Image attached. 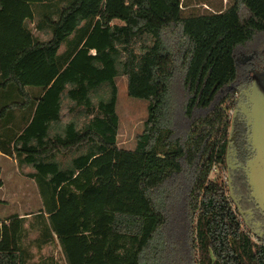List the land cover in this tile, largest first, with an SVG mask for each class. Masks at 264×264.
Listing matches in <instances>:
<instances>
[{"label":"trees","instance_id":"1","mask_svg":"<svg viewBox=\"0 0 264 264\" xmlns=\"http://www.w3.org/2000/svg\"><path fill=\"white\" fill-rule=\"evenodd\" d=\"M25 1L0 0V96L25 101L0 107V148L35 169L42 241L57 238L66 264H264V242L211 177L225 167L236 54L264 33V0ZM120 75L148 102L134 150L117 142ZM104 84L111 98L95 105ZM65 94L88 123L51 138ZM66 151L80 154L62 167ZM25 224L0 220V264H26Z\"/></svg>","mask_w":264,"mask_h":264},{"label":"rangeland","instance_id":"2","mask_svg":"<svg viewBox=\"0 0 264 264\" xmlns=\"http://www.w3.org/2000/svg\"><path fill=\"white\" fill-rule=\"evenodd\" d=\"M223 1H225L224 3H227L229 0H213V3L216 5H220L224 4ZM204 7L202 6L200 8L201 11L205 10ZM114 23L120 25L123 24L120 21H115ZM136 49L139 52V45H136ZM253 52H257L258 55H260V63L264 64V33L256 36V38L250 44H247L240 48L238 54L239 61L242 62ZM116 83L118 86L117 114L120 118V126L117 137L118 146L122 149L134 150L137 145L138 136L142 134L144 130V124L148 118V102L131 98L129 96L128 79L126 76H118L116 78ZM96 91H93L92 93V98L95 105H98L99 101L110 100L111 88L108 84L102 85L100 89L97 88ZM8 94L9 92L4 94L0 91V95L2 96H7ZM2 96H0V107L4 106L5 102L10 103L13 100H17L12 97V99H4L5 96L4 98H2ZM64 98L65 102L63 107V121L61 126H59V129L63 130V132L65 127H63L62 125L72 119L77 120L81 125L86 122L85 118L79 115V113L77 112L78 109H75L73 113L70 111V108L73 104H71L70 100L67 98V94L64 95ZM17 101L22 102V97L21 100ZM232 115L230 116L231 119ZM181 125H184V127L179 128V130L177 131L178 135L180 136L185 135V132L188 129V122L184 121V123L182 122ZM78 153L80 152H65L64 154H61L59 156V161L64 167H67L68 165H70L71 160L78 155ZM8 166L11 171L18 170V167L13 160H10V162H8ZM216 167L217 170L212 173V178H219L221 181L223 180L224 182H227L225 172L221 170L219 166ZM20 169V174L23 175V177L21 178L18 174H16L13 179H9L8 175H5V187L3 191L0 192V199L3 200V202H0V219L7 220L16 214L27 217L26 228L28 229V232L26 235L25 244L31 252L36 253L35 261H38L39 257L42 256L52 257L56 264H66L58 240L55 239V241H53V243L41 253H38L36 248L33 246L34 240L41 235L40 228L37 225V222L39 220L36 219V215H38L39 212L44 209V207L36 183L28 177L27 173L23 172L22 167H20ZM18 186H22L23 189L18 188ZM35 227H37V229ZM253 238L255 239V241H257L254 236Z\"/></svg>","mask_w":264,"mask_h":264},{"label":"flooded vegetation","instance_id":"3","mask_svg":"<svg viewBox=\"0 0 264 264\" xmlns=\"http://www.w3.org/2000/svg\"><path fill=\"white\" fill-rule=\"evenodd\" d=\"M239 51L236 59L240 76L229 89L235 108L231 119L225 167L221 170L226 175L227 194L234 210L251 235L264 242V215L251 197V187L243 170L255 155L249 140L251 127L248 123L254 111H259L264 102V64L260 63V55L257 52L251 53L240 62Z\"/></svg>","mask_w":264,"mask_h":264},{"label":"crops","instance_id":"4","mask_svg":"<svg viewBox=\"0 0 264 264\" xmlns=\"http://www.w3.org/2000/svg\"><path fill=\"white\" fill-rule=\"evenodd\" d=\"M25 2H27V3H34V4H40V3H42V2H40V1H38V0H31V1H25ZM46 1H43V3H45ZM51 2H55V1H51ZM36 18H38L37 16H36ZM30 29H31V31H32V33H33V35L36 37V38H38L39 40H41V41H46V40H49L50 39V34H46V33H44V32H39L36 28H35V25L34 24H30ZM64 51V47H62L61 49H60V52H63ZM31 93H33V92H35V91H30ZM64 102H65V98H64V96H63V107H64ZM71 102V101H70ZM71 104H73L72 102H71ZM74 104L72 105V107L70 108V111L73 113L74 112ZM77 111V110H76ZM78 112V111H77ZM23 113H24V111L23 110H21V109H19V110H17V111H15V113H13V116H14V118L19 122V121H21V119H22V117H23ZM79 113V112H78ZM62 119L59 121V122H57V123H53V125H52V127H51V130H50V132H49V136L51 137V138H53V137H55L56 135H60V134H62L63 133V130H61V129H59V126H61V124H62V121H63V109H62ZM80 115V114H79ZM32 117V116H31ZM32 119V118H31ZM75 120V119H74ZM70 121H73V119L72 120H70ZM70 121H68V122H66V123H64V125H62L63 127H65L66 126V124L67 123H69ZM86 121V122H85ZM85 123H88V119L87 118H85ZM10 127H9V125H8V129H9ZM14 131H15V133L18 135V134H20L21 133V130H19V128L17 129V128H14L13 129ZM66 152H70V151H66ZM73 152V151H72ZM76 152V151H75ZM65 152H61V153H58L57 154V156H56V160H57V162H59L60 164H61V166L62 167H64L63 165H62V163L59 161V156L61 155V154H64ZM78 154H80V153H78ZM78 156V155H77ZM76 157V156H75ZM10 160H13L14 161V163L17 165V167H18V170H15V171H11L10 170V168H9V166H8V162H10ZM72 161V160H71ZM20 167H22L23 168V172H25V173H27V175H28V177L30 178V179H32L34 182H35V180L33 179V177H32V175L35 173V169L32 167V166H30V165H27V164H19V162H18V160H16V158H15V156L14 157H10L9 155H7L6 153H4L3 152V150H1V148H0V169H1V178H2V180H3V186H2V188L0 189V192H2L3 191V189H4V187H5V175H8V178L9 179H13L14 178V176L16 175V174H18L19 175V177L21 178V177H23V175L22 174H20L21 173V169H20ZM36 183V182H35ZM37 185V184H36ZM38 187V186H37ZM18 188H20V189H23V187L21 186H18ZM0 202H3V200L2 199H0ZM17 215V214H16ZM18 216H20V215H18ZM27 216H29V215H27ZM21 217H24V216H21ZM24 218H26V221H27V217H24ZM1 221H3V222H6L7 220H3V219H0ZM25 227H26V224H25ZM36 229H37V227H35ZM38 233H39V231H38ZM25 239H26V237H25ZM25 239H24V244H25ZM56 240H57V238H56ZM53 241H55V240H53ZM53 241L51 240V242H49V243H47V244H45L43 241H42V239L40 238V236H38L35 240H34V247L36 248V250H37V252L38 253H41L42 251H44L49 245H51L52 243H53ZM25 246H26V244H25ZM26 248H27V250H28V253H27V256H26V259H27V262H26V264H43V263H45V262H48L49 264H56L55 263V261H54V259L52 258V257H42V256H40L39 257V260L38 261H35V257H36V253H33V252H31L29 249H28V247L26 246Z\"/></svg>","mask_w":264,"mask_h":264},{"label":"water","instance_id":"5","mask_svg":"<svg viewBox=\"0 0 264 264\" xmlns=\"http://www.w3.org/2000/svg\"><path fill=\"white\" fill-rule=\"evenodd\" d=\"M248 125L251 127L249 140L255 155L243 170L251 187V197L264 215V102L262 108L259 111L255 110L249 118Z\"/></svg>","mask_w":264,"mask_h":264},{"label":"built area","instance_id":"6","mask_svg":"<svg viewBox=\"0 0 264 264\" xmlns=\"http://www.w3.org/2000/svg\"><path fill=\"white\" fill-rule=\"evenodd\" d=\"M232 114H233V110H230V111H229V115L231 116ZM216 166H217V165L214 166V168H213V172H215V171L217 170V167H216ZM213 172H212V173H213ZM211 177H212V175H211Z\"/></svg>","mask_w":264,"mask_h":264}]
</instances>
